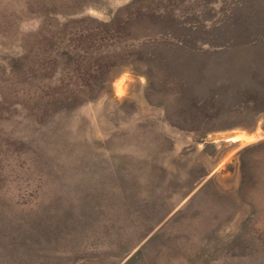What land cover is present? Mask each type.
Instances as JSON below:
<instances>
[{"label": "rangeland", "instance_id": "rangeland-1", "mask_svg": "<svg viewBox=\"0 0 264 264\" xmlns=\"http://www.w3.org/2000/svg\"><path fill=\"white\" fill-rule=\"evenodd\" d=\"M0 264H264V0H0Z\"/></svg>", "mask_w": 264, "mask_h": 264}]
</instances>
